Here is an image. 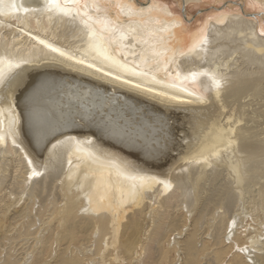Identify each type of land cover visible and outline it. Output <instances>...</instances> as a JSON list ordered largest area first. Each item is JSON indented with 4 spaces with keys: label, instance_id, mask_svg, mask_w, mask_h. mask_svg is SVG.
Returning a JSON list of instances; mask_svg holds the SVG:
<instances>
[{
    "label": "bare ground",
    "instance_id": "6f19581e",
    "mask_svg": "<svg viewBox=\"0 0 264 264\" xmlns=\"http://www.w3.org/2000/svg\"><path fill=\"white\" fill-rule=\"evenodd\" d=\"M60 4L68 14L0 0V264H264V0ZM44 70L77 80L68 93L88 107L116 99L132 125L149 105L176 111L165 122L186 114L185 135L162 143L160 172L92 150L91 136L47 135L43 104L24 116L16 101L30 84L55 87L37 81Z\"/></svg>",
    "mask_w": 264,
    "mask_h": 264
},
{
    "label": "water",
    "instance_id": "95a60500",
    "mask_svg": "<svg viewBox=\"0 0 264 264\" xmlns=\"http://www.w3.org/2000/svg\"><path fill=\"white\" fill-rule=\"evenodd\" d=\"M43 73H46L45 79L43 80L58 81L55 87L47 88L41 84L31 87L30 84L29 86H26L25 89L20 88L22 95L16 101L24 116H27L29 111L31 113L35 111L34 104H43L40 108H43L44 113H34L38 118L35 123H41L44 128L48 129L49 131L46 132L47 135L64 131L61 133L62 136L68 133H72L76 137L78 136V139H80L79 136H91L90 142L85 143L88 146L93 144L92 150L100 153L108 150V154L116 155L120 163L125 161L136 166L139 170L146 171V169H155L159 172L161 171L159 168L160 164L154 166L152 163L160 161L155 157V154L161 152V149L163 152L168 151L162 143L166 142L168 144L180 142L175 139L183 138V136H180L181 133H184L183 135H185L187 126L183 125V121L187 116L186 114H184L185 117H167V122H165L162 116H170L176 111L162 108V114H158L157 107L156 110H153L149 105L150 111L145 115L139 114L137 120H134L135 124L132 125L131 123L133 121L129 119L131 118V115L128 116V113L122 110L123 105L118 103L116 99H112L113 103H110V99L106 102L108 112H105L101 105H99V109H95L91 106L88 107L83 103V100L77 97L73 98L72 95L68 93V88H80L77 80L71 83L72 87H67L63 83L66 82L64 79L59 77H48V73L42 71L38 74L37 81L42 78ZM18 83L19 81L15 84ZM82 83L83 86L81 89L88 93L91 90L90 88L92 85L85 82ZM104 87L110 88L108 84ZM4 97L5 96L3 95V98ZM46 98L49 99V102L53 99L56 100L53 111L48 110L47 102H42ZM84 101H88V98ZM117 112L122 113V118L124 119L123 122H113L112 116ZM155 117H157V119ZM54 120H56V122ZM177 120L181 121L183 125L182 129L176 123ZM25 122L33 123L30 116ZM151 126L156 127L150 130L149 128ZM148 129L150 133L148 132ZM150 135L161 136H159L160 138L151 140L149 137ZM93 136L99 138L101 145H99V142L93 138ZM27 137L30 138L32 135L28 134ZM196 147L198 146L194 145V149ZM92 150L89 151L92 152ZM145 163H150L148 166L149 168L146 167V169H140V167L145 168Z\"/></svg>",
    "mask_w": 264,
    "mask_h": 264
},
{
    "label": "snow or ice",
    "instance_id": "6c2138e0",
    "mask_svg": "<svg viewBox=\"0 0 264 264\" xmlns=\"http://www.w3.org/2000/svg\"><path fill=\"white\" fill-rule=\"evenodd\" d=\"M79 3V0H64V4L67 5V4H78ZM45 4H46V7L49 9V10H53V9H56V10H59L61 12H64L65 14H68L67 10L65 7H62L61 4H60V0H45ZM25 11H27V9H24ZM85 24H87V21H84ZM262 35H264V33H262ZM40 43H45L44 41H40ZM47 47L51 48V50L53 52H59V55L62 56V57H65L68 59V60H73L75 59L73 56L71 55H68L66 54L65 52L53 47L52 45H46ZM0 62H2V60H0ZM9 63V66L10 67H16V68H19V64H12L11 61H8ZM76 63L77 64H84L85 61L84 60H76ZM88 67H93V65L89 64ZM198 76H209L208 73L206 72H203V73H198V72H192L190 73V77L191 79L193 80V82H196L197 80V77ZM0 79H2V73H0ZM117 79H119V77H117ZM185 79H188V77H185ZM126 83H130V81H126ZM136 87H140L139 85H136ZM209 87H214L216 88L217 90L220 89L221 87V80L218 79L215 75H211L210 76V85ZM148 91H152V89H148ZM195 94V93H193ZM159 95L163 96L165 95L164 93H160ZM172 99H175V97H172ZM29 164H31V161H29ZM39 173H37L35 170L33 171L32 175H38ZM167 186V185H166ZM247 250V249H245Z\"/></svg>",
    "mask_w": 264,
    "mask_h": 264
},
{
    "label": "rangeland",
    "instance_id": "374dc122",
    "mask_svg": "<svg viewBox=\"0 0 264 264\" xmlns=\"http://www.w3.org/2000/svg\"><path fill=\"white\" fill-rule=\"evenodd\" d=\"M213 3H215V2H212L211 4H213ZM237 3H238V2H237ZM205 7H207V8H205ZM212 7H213V6H210V7H209V6H205V5H197V6H195V8H194V9H196V10H195V13H193V14H196L197 10H198V11H201V10L204 9V8L208 10L209 8H212ZM189 10H190V8H189ZM207 10H205V11H207ZM203 12H204V11H203ZM205 13H206V14H205ZM205 13H203V16L201 17V20H200V21H201L202 23H204V24L207 23V20L210 18V16H209L210 14H207L208 12H205ZM211 14H212V13H211Z\"/></svg>",
    "mask_w": 264,
    "mask_h": 264
}]
</instances>
